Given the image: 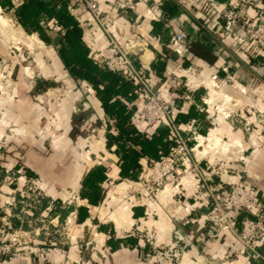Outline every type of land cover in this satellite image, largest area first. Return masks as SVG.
<instances>
[{"label":"crops","instance_id":"1","mask_svg":"<svg viewBox=\"0 0 264 264\" xmlns=\"http://www.w3.org/2000/svg\"><path fill=\"white\" fill-rule=\"evenodd\" d=\"M24 1L12 0V5ZM97 1L100 16L112 18L110 31L133 68L169 100L173 117L189 108L197 114L176 127L182 136L196 134L198 143L191 146L210 183L246 182L255 192L253 210L264 212V49L253 48L241 23L227 30L220 17L238 0ZM166 1L177 9L168 19L161 11ZM69 11L91 58L108 47L110 37L96 16L71 3ZM244 12L247 20L257 19L255 10ZM154 23H162V29ZM48 27L45 42L27 34L13 10L0 7V240L16 228L27 230L28 215L46 220L48 213L46 222H52L51 233L23 232L33 241L0 264H154L148 232L156 245L182 250L179 264H264V238L261 259L250 261L236 235L207 222L209 200L195 177L184 176L153 195L134 193L149 175V163L142 160L135 181L120 178L115 146L107 145L113 122L92 88L67 71L58 54L60 34L53 21ZM174 34L184 36L181 55L169 46ZM187 41L209 47V58L193 55ZM157 62L164 64L161 75L153 70ZM160 124L136 127L153 134ZM98 166L110 168L101 184L103 198L88 206V217L80 223L81 181ZM30 187L41 192L40 208L18 216ZM59 202L66 206L55 209Z\"/></svg>","mask_w":264,"mask_h":264},{"label":"built area","instance_id":"2","mask_svg":"<svg viewBox=\"0 0 264 264\" xmlns=\"http://www.w3.org/2000/svg\"><path fill=\"white\" fill-rule=\"evenodd\" d=\"M71 7L81 6L98 18L100 26L106 35L110 37L107 48L92 56V60L105 69L119 73L127 80L133 81L138 89V103L136 104V125L138 123L147 126L160 124V128L167 127L171 130L174 146L168 156L149 167V175L138 182L134 193L144 191L153 195L168 184H177L182 177L192 176L197 180V187L203 190L209 200V210L206 214L207 222L214 228L231 232L236 235L242 245V252L248 260H260L259 244L264 238V212L257 207L255 192L245 183L212 185L210 178L204 173L200 161L195 158V146L191 142L198 143L197 136L190 132L191 136H182L174 125L173 107L160 90L153 91L144 76L133 68L132 62L125 49L114 38L109 24L112 18L108 15L100 16V6L97 0H70ZM245 8L256 11L255 21L247 20ZM226 22L227 30L237 23L245 29L246 38L255 50L264 49V0H238L236 8L225 10L221 16ZM55 31L59 32L56 26ZM171 45L176 54L181 55L184 45V36L174 34L171 36ZM177 98H181L178 96ZM182 98L187 99V95ZM190 130V128H189ZM31 190V187L28 188ZM244 213L242 217L240 215ZM17 232L14 230L8 241L0 240V260L14 255L17 251ZM147 244L151 249L154 264H179L182 250L171 246H158L151 233L145 234Z\"/></svg>","mask_w":264,"mask_h":264},{"label":"trees","instance_id":"3","mask_svg":"<svg viewBox=\"0 0 264 264\" xmlns=\"http://www.w3.org/2000/svg\"><path fill=\"white\" fill-rule=\"evenodd\" d=\"M70 0H25L21 5L13 7L12 0H0V7L13 10L15 21L27 34H37L45 42L48 41L46 30L53 21L59 28L58 54L70 75L79 83L87 84L94 91L104 116L113 122L108 127L107 145L115 146L118 173L121 179L135 181L142 171V160L149 167L168 156L174 146L172 132L169 128H158L153 134L143 133L137 129L134 119L136 113L132 105L138 103V87L121 74L105 69L90 57L89 48L83 40V32L69 11ZM176 6L168 1L162 3L161 11L165 19L176 12ZM46 24L45 29L43 24ZM154 28L161 30L162 23H154ZM168 34V31L165 30ZM168 40L171 44V36ZM190 52L203 59L210 55L209 47L199 41H187ZM186 63L184 68H186ZM164 64L153 65L156 74L161 75ZM187 113H177L174 125L184 124L188 119L197 117L189 108ZM181 134V133H180ZM22 167L17 163V167ZM24 174L26 173L24 167ZM110 168L98 166L88 171L82 178L79 197L83 205L78 208L77 221L83 222L88 217V206H96L102 200L101 184L105 181ZM64 214V212H63ZM245 215L242 213L240 217Z\"/></svg>","mask_w":264,"mask_h":264},{"label":"rangeland","instance_id":"4","mask_svg":"<svg viewBox=\"0 0 264 264\" xmlns=\"http://www.w3.org/2000/svg\"><path fill=\"white\" fill-rule=\"evenodd\" d=\"M0 76L1 77L3 76L2 64H0ZM33 195H35V198H36V199H34L35 201L30 199V198H32ZM37 200L41 201V192L38 189H35V187H31L30 191H25L23 193L22 204H21V207L18 208V213L16 215H18V216H20L21 214L26 215L29 212L38 211L40 208V206H38V205H40L41 202H37ZM57 206L59 208H61L60 206L64 207L66 205H63L60 202L58 204L54 203L55 209L57 208ZM48 216L49 215L47 213V217H45L46 220L49 218ZM11 217H14V216L12 215ZM27 219H28L27 221H29L28 224L30 225V227L27 230H24L22 228H16L15 229V231L17 232V234H16L17 235L16 247L19 249H21L23 246L29 245V242L33 241L32 238L28 234L24 235L23 232H26V233L31 232L32 234H34L36 232L45 231V232L51 233V230H50L51 227L50 226H51L52 222L47 223L46 220H42L43 218L41 219L38 216L30 217L28 215ZM48 221H50V219ZM7 241H8V239L6 240V242Z\"/></svg>","mask_w":264,"mask_h":264},{"label":"water","instance_id":"5","mask_svg":"<svg viewBox=\"0 0 264 264\" xmlns=\"http://www.w3.org/2000/svg\"><path fill=\"white\" fill-rule=\"evenodd\" d=\"M131 110H132L133 112L136 111V105H135V104L131 106Z\"/></svg>","mask_w":264,"mask_h":264}]
</instances>
